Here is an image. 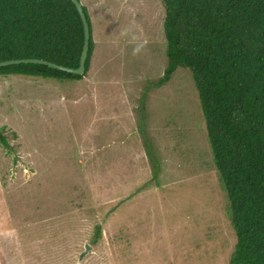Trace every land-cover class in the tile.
<instances>
[{"label": "rangeland", "instance_id": "374dc122", "mask_svg": "<svg viewBox=\"0 0 264 264\" xmlns=\"http://www.w3.org/2000/svg\"><path fill=\"white\" fill-rule=\"evenodd\" d=\"M79 2L94 42L80 81L0 76V264H230L192 75L157 85L162 0Z\"/></svg>", "mask_w": 264, "mask_h": 264}, {"label": "trees", "instance_id": "16d2710c", "mask_svg": "<svg viewBox=\"0 0 264 264\" xmlns=\"http://www.w3.org/2000/svg\"><path fill=\"white\" fill-rule=\"evenodd\" d=\"M162 3L167 66L157 85L189 69L236 236L230 264H264V0ZM81 6L90 32L83 75L18 64L0 67V76L80 81L94 49L88 9ZM83 39L71 0H0V62L41 59L77 68Z\"/></svg>", "mask_w": 264, "mask_h": 264}, {"label": "water", "instance_id": "95a60500", "mask_svg": "<svg viewBox=\"0 0 264 264\" xmlns=\"http://www.w3.org/2000/svg\"><path fill=\"white\" fill-rule=\"evenodd\" d=\"M72 3L74 4L80 19L83 24V46H82V51L79 59V65L77 68H68L64 66H60L57 64H54L52 62H48L45 60L41 59H17V60H7V61H2L0 62V67H6V66H11V65H18V64H38V65H44L49 68H52L54 70H58L61 72H65L67 74L71 75H77L81 76L83 75L85 71V62L87 59V54H88V49H89V39H90V32H89V25L86 20L85 13L83 12L82 6L78 0H71ZM85 250H88L87 246L85 247Z\"/></svg>", "mask_w": 264, "mask_h": 264}]
</instances>
